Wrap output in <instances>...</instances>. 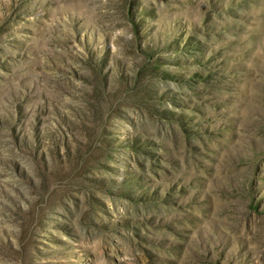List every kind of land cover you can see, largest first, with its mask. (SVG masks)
<instances>
[{
  "label": "rangeland",
  "instance_id": "1",
  "mask_svg": "<svg viewBox=\"0 0 264 264\" xmlns=\"http://www.w3.org/2000/svg\"><path fill=\"white\" fill-rule=\"evenodd\" d=\"M0 264H264V0H0Z\"/></svg>",
  "mask_w": 264,
  "mask_h": 264
}]
</instances>
